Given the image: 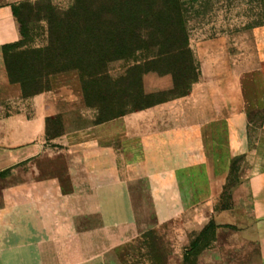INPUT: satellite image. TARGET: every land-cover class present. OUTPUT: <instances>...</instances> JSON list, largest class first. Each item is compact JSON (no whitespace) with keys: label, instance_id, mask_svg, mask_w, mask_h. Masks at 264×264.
<instances>
[{"label":"rangeland","instance_id":"rangeland-1","mask_svg":"<svg viewBox=\"0 0 264 264\" xmlns=\"http://www.w3.org/2000/svg\"><path fill=\"white\" fill-rule=\"evenodd\" d=\"M74 1L17 4V77ZM181 4L192 75L145 73L161 103L142 111L52 118L37 166L0 180V264H223L219 231L243 232L246 177L264 165V0ZM135 64H110L112 81Z\"/></svg>","mask_w":264,"mask_h":264},{"label":"trees","instance_id":"trees-1","mask_svg":"<svg viewBox=\"0 0 264 264\" xmlns=\"http://www.w3.org/2000/svg\"><path fill=\"white\" fill-rule=\"evenodd\" d=\"M52 11L48 46L29 52L25 63L20 58L19 77L11 54L20 41L3 48L9 79L21 85L24 97L50 89V84L46 90L34 89L38 80L75 71L86 106L96 108L99 117L119 105L116 115L103 117L106 121L124 115L129 107L135 112L161 103L152 101L155 96L144 95L141 78L145 73H167L175 81L193 73L181 0H75L66 11ZM13 12L19 25L18 6ZM19 30L21 37L20 25ZM137 55H142L140 60ZM131 59L136 64L126 71L125 79L113 82L109 65ZM177 61L180 64L175 66ZM159 67L166 68L162 72ZM187 91L186 87L183 94ZM93 96L94 105L89 101ZM51 119L46 122V135Z\"/></svg>","mask_w":264,"mask_h":264},{"label":"crops","instance_id":"crops-1","mask_svg":"<svg viewBox=\"0 0 264 264\" xmlns=\"http://www.w3.org/2000/svg\"><path fill=\"white\" fill-rule=\"evenodd\" d=\"M21 1L26 0H0V180L37 166L48 119L88 109L75 71L52 76L50 89L32 97H24L21 85L10 81L3 48L21 39L13 12ZM245 192L243 232L219 231L226 237L223 264H264V165L247 175Z\"/></svg>","mask_w":264,"mask_h":264}]
</instances>
